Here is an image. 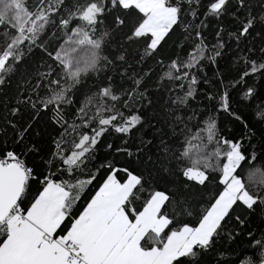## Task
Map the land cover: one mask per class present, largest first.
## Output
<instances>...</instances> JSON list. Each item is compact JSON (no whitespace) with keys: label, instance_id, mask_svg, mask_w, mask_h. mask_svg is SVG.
Listing matches in <instances>:
<instances>
[{"label":"snow or ice","instance_id":"obj_1","mask_svg":"<svg viewBox=\"0 0 264 264\" xmlns=\"http://www.w3.org/2000/svg\"><path fill=\"white\" fill-rule=\"evenodd\" d=\"M0 264H264V0H0Z\"/></svg>","mask_w":264,"mask_h":264}]
</instances>
